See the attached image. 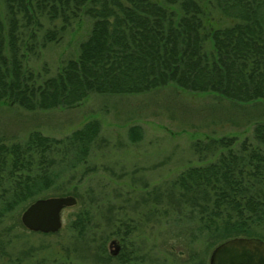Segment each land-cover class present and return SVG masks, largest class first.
I'll list each match as a JSON object with an SVG mask.
<instances>
[{"label":"trees","instance_id":"16d2710c","mask_svg":"<svg viewBox=\"0 0 264 264\" xmlns=\"http://www.w3.org/2000/svg\"><path fill=\"white\" fill-rule=\"evenodd\" d=\"M84 19L92 27L78 56L54 76L37 73L31 58ZM170 86L234 103L264 101V0H0V106L74 109L92 95ZM253 131V140L196 141L202 164L175 181V208L189 213L195 240L209 247L238 238L264 241V123ZM100 133L94 119L61 139L34 131L22 141L1 140L0 225L25 230L21 212L48 190L63 189L67 173L88 162ZM130 138L141 139L139 127ZM92 223L90 210L79 209L70 228L96 260L142 264L131 249L129 223L110 234L120 244L115 255L108 252L109 234L86 241ZM13 264L76 263L17 257Z\"/></svg>","mask_w":264,"mask_h":264},{"label":"rangeland","instance_id":"374dc122","mask_svg":"<svg viewBox=\"0 0 264 264\" xmlns=\"http://www.w3.org/2000/svg\"><path fill=\"white\" fill-rule=\"evenodd\" d=\"M219 17L217 13L215 19ZM91 27L88 19L75 24L60 42L40 49L31 67L44 77L56 75L78 56ZM94 119L100 121L101 133L88 162L67 173L63 189L46 192L47 198L72 196L78 201L63 211V228L44 235L12 223L0 225V264H13L17 257L27 262L45 257L104 264L88 253L85 240L70 228L79 209L92 215L86 241L94 233L95 241L110 235L123 221L130 225V246L142 264H211L221 244L209 247L205 240H195L189 213L175 208V181L187 168L202 164L194 150L196 141L223 136L253 140L255 125L264 123V101L234 103L170 86L139 95H92L74 109L30 112L2 105L0 141H22L34 131L61 139ZM133 127L140 128L138 142L130 138ZM8 226L12 228L6 230ZM110 237L108 252L115 255L120 244Z\"/></svg>","mask_w":264,"mask_h":264},{"label":"water","instance_id":"95a60500","mask_svg":"<svg viewBox=\"0 0 264 264\" xmlns=\"http://www.w3.org/2000/svg\"><path fill=\"white\" fill-rule=\"evenodd\" d=\"M78 203L72 196L37 199L22 214L23 226L30 232L56 234L63 228L62 214ZM211 264H264V242L238 238L221 244Z\"/></svg>","mask_w":264,"mask_h":264}]
</instances>
